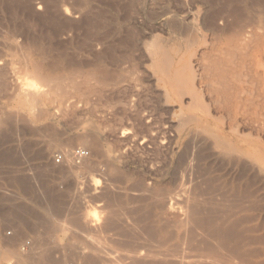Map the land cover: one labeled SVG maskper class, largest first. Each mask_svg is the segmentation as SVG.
<instances>
[{"label": "rangeland", "instance_id": "1", "mask_svg": "<svg viewBox=\"0 0 264 264\" xmlns=\"http://www.w3.org/2000/svg\"><path fill=\"white\" fill-rule=\"evenodd\" d=\"M212 56L229 68L227 97L199 80ZM158 62L195 71L214 126L180 133L178 118L202 107ZM263 62L264 0H0V264H105L90 251L93 260L81 258L97 241L108 264H130L126 247L202 258L196 240L264 264ZM35 65L51 78L32 74ZM43 85L37 101L22 89ZM208 130L257 137V160L215 158ZM70 142L90 152L78 172L54 160ZM172 197L198 210L187 229L182 214L162 209ZM94 214L101 231L83 226ZM11 242L19 254L7 252Z\"/></svg>", "mask_w": 264, "mask_h": 264}, {"label": "bare ground", "instance_id": "2", "mask_svg": "<svg viewBox=\"0 0 264 264\" xmlns=\"http://www.w3.org/2000/svg\"><path fill=\"white\" fill-rule=\"evenodd\" d=\"M251 20V19H250ZM243 23V22H242ZM250 24V23H249ZM220 25V24H219ZM234 25V24H233ZM226 27V26H225ZM237 30V29H236ZM221 31V30H220ZM234 33V32H233ZM243 34V33H242ZM237 35V34H236ZM238 36V35H237ZM240 38V37H239ZM261 38V37H260ZM262 39V38H261ZM247 43V42H246ZM240 45V44H239ZM156 52V51H155ZM155 52H153V54L155 53ZM160 52V51H159ZM157 54H158V52H156ZM161 53V52H160ZM159 55V54H158ZM202 55V54H201ZM201 55L199 56L200 57V59H201ZM204 55V54H203ZM206 55V54H205ZM256 55V54H255ZM154 56V55H153ZM213 57V56H212ZM157 59V58H156ZM197 59V58H196ZM208 59H210V57L208 58ZM205 60H207V59H205ZM157 61V60H156ZM159 62H162V61H160V60H158ZM166 61V60H165ZM175 61V60H174ZM158 62V63H159ZM164 62V61H163ZM169 62V61H168ZM171 62V61H170ZM181 62H184V60L182 61L181 60ZM180 62V63H181ZM187 62V61H186ZM189 62V61H188ZM206 62V61H205ZM231 62V61H230ZM157 63V64H158ZM165 64H166V62H164ZM179 63V62H178ZM198 63V62H197ZM201 63V62H200ZM199 63V64H200ZM157 64H154L155 65V67L157 66ZM183 64V63H182ZM185 64V63H184ZM187 64V63H186ZM186 64L185 65H183V66H186ZM191 64H192V62H191ZM194 64V63H193ZM264 62L262 63V67H264ZM164 64H162V63H159V66H157V68L158 67H160L161 68V70L160 71H163V73L162 74H165L166 76H168V78L169 79H167L166 78V80H169L170 81V83L171 84H169V85H173L174 86V88H176L180 93H182V94H184V93H186L187 95L188 94H190L189 96L191 97L192 96V98H193V100H194V102H196L199 106H201L202 108L200 109L201 110V112H202V116H199L198 114H192V112L191 113H184L182 116H180V118H178L179 119V122H178V124H177V126L179 127V129H180V133H185V131H191L192 129H193V126H197V127H199L200 125H202L203 123V125H205V127H207L208 125L210 126V124L211 125H213L212 123H217V120H216V118L213 116V114L211 115L210 114V112L206 109L207 107H206V105H205V107L203 106V102H202V100H201V96H200V93H199V91L197 90V87H199V85L197 86V87H195V85H193V83H194V81H195V79L196 78H198L197 77V75L195 74V71L193 70V69H191V68H189V69H187L186 67L184 68V69H186V70H184V69H182V68H179V66L178 67H173L172 65H173V62H172V65H171V63H169V65H166V66H163ZM174 65H175V63H174ZM176 65H177V63H176ZM175 65V66H176ZM190 65V64H189ZM196 65V64H195ZM194 65V66H195ZM201 65V64H200ZM199 65V67L201 68V72L199 73V80L202 78V79H205L204 81H205V85H206V88H208V90H209V92L211 93V94H214V97H215V95L217 96V98L219 97V96H225V97H227L229 94V91L227 92V84H228V73L230 72L229 71V68H227L226 66H225V63L223 62V61H221V60H218V59H214V57L213 58H211L206 64H202L201 66ZM235 65V64H234ZM259 65H260V63H259ZM187 66H188V64H187ZM198 66V65H197ZM33 67V66H32ZM191 67H192V65H191ZM235 68V67H234ZM198 69V68H197ZM256 69V68H255ZM264 69V68H263ZM199 70V69H198ZM198 70H196V73H197V71ZM44 71V70H43ZM43 71H42V68L39 66V65H35L34 67H33V69H32V71L31 72H33L32 74H35V75H37V76H39V77H41V78H43L44 80H48V79H50L51 78V75L50 74H44L43 73ZM234 71H235V69H234ZM234 71H232V72H234ZM260 71V70H259ZM259 71L257 72V74L259 73ZM238 72V71H237ZM263 72V71H262ZM234 74V73H233ZM230 75H231V73H230ZM242 75V74H241ZM256 76H258V75H256ZM261 76V75H260ZM34 77H36V76H34ZM38 77V78H39ZM247 78V77H246ZM165 79V78H164ZM38 80H40V78L38 79ZM55 80V79H54ZM53 80V81H54ZM238 80V79H237ZM261 80V79H260ZM262 80H263V78H262ZM168 81V82H169ZM258 81V80H257ZM38 82H40V81H38ZM41 82H43V81H41ZM40 82V83H41ZM50 82H52L51 80H50ZM57 82V81H56ZM230 82V81H229ZM30 83V82H29ZM39 83V84H40ZM48 83V86H50V88H51V85H49V82H47ZM202 83V82H201ZM204 83V82H203ZM260 83V82H259ZM264 83V82H263ZM52 84V83H51ZM34 85V84H33ZM197 85V84H196ZM173 86H172V88H173ZM202 86H204L203 84H202ZM229 86V85H228ZM22 87V86H21ZM32 87V86H31ZM38 87V86H37ZM43 87H45V88H47V86L46 85H43L42 86V89L41 88H34V89H29V88H27V87H25V88H22V89H24V94H25V96L26 95H29L32 99H34V100H39L40 99V97H43V96H45V94L47 93V90L46 89H43ZM57 87V86H56ZM58 88V87H57ZM75 88H76V86H75ZM206 88H205V90H206ZM235 88V87H234ZM61 89V88H60ZM232 89H233V87H232ZM21 90V89H20ZM20 90H19V92H20ZM62 90V89H61ZM264 90V89H263ZM22 91V90H21ZM59 91V90H58ZM240 90H238V92H239ZM245 91H246V89H245ZM19 92H18V94H19ZM23 92V91H22ZM49 92V91H48ZM62 92V91H61ZM176 92V91H175ZM233 92V91H232ZM56 93V92H55ZM49 94V93H48ZM51 94V93H50ZM181 94V95H182ZM20 95V94H19ZM18 95V96H19ZM185 95V94H184ZM201 95H202V93H201ZM210 95V94H209ZM238 94H236V96H237ZM47 96V95H46ZM213 96V95H212ZM22 97V99H23V96H21ZM232 97V96H231ZM263 97V96H262ZM65 98V97H64ZM222 98H224V97H222ZM235 98V97H234ZM238 98V96L236 97V99ZM242 98H244V97H242ZM246 98H248V97H246ZM32 99H31V103H33L32 102ZM45 99H47L46 97H45ZM66 99V98H65ZM203 99V98H202ZM215 99H216V97H215ZM25 99H23L22 101H24ZM61 100H62V98H61ZM67 100V99H66ZM192 100V101H193ZM210 100H212V99H210ZM234 100V99H233ZM239 100V99H238ZM21 100H20V102H22ZM45 101V100H44ZM216 101H218V100H215V102ZM219 101H220V98H219ZM223 101H225V100H223ZM247 101V100H246ZM41 102V101H40ZM39 102V103H40ZM67 102H68V100H67ZM193 102V103H194ZM214 102V103H215ZM253 102V101H252ZM27 103V102H26ZM42 103V102H41ZM62 103V102H61ZM195 103V104H196ZM214 103H213V105H214ZM238 103V102H237ZM245 103V102H244ZM262 103H264V100H263V102ZM23 104V103H22ZM208 104V103H207ZM28 105V104H27ZM29 105H31V104H29ZM211 105H212V102H211ZM218 105V104H217ZM229 105V104H228ZM241 105V104H240ZM260 105H261V103H260ZM31 106H33V105H31ZM193 106H196V105H193ZM227 106V105H226ZM226 106H224V108L226 107ZM232 106V105H231ZM262 106V105H261ZM197 107V106H196ZM213 107H215V106H213ZM219 107V106H218ZM230 107V106H229ZM228 107V108H229ZM243 107V106H242ZM254 107V106H253ZM35 108V107H34ZM199 108V107H198ZM217 108V107H216ZM221 108V107H220ZM230 108H232V107H230ZM241 108V107H240ZM255 108V107H254ZM260 108V107H259ZM262 108V107H261ZM186 109V108H185ZM239 109V108H238ZM246 109V108H245ZM248 109H250V108H248ZM231 110V109H230ZM233 110V109H232ZM194 111H198V109L197 110H194ZM243 111V110H242ZM179 112V111H178ZM200 112V113H201ZM226 112V111H225ZM256 112V111H255ZM259 112H260V110H259ZM199 113V112H198ZM224 113V112H223ZM233 113V112H232ZM248 113H253V111L252 112H248ZM258 113V112H257ZM244 114V113H243ZM246 114V113H245ZM254 114V113H253ZM177 115V114H176ZM231 115V114H230ZM233 115V114H232ZM248 115V114H247ZM226 116H227V114H226ZM257 116V115H256ZM260 116V115H259ZM204 117V118H203ZM242 117H245V116H242ZM252 117H253V115H252ZM232 117H230V120L232 121L233 119H231ZM235 118H237V117H235ZM260 119H262L261 117H260ZM260 119H257V120H260ZM245 120H247V119H245ZM249 120V119H248ZM250 121H252V120H249V122ZM253 121H254V119H253ZM262 120H260V122H261ZM230 122V121H229ZM235 122H237V121H235ZM235 122H234V124H235ZM243 122V121H242ZM241 122V123H242ZM244 122H246V121H244ZM257 121L255 120L254 121V123H256ZM237 123H239V122H237ZM252 123V122H251ZM254 123H253V125H254ZM231 124V123H230ZM258 124V123H257ZM241 125V124H240ZM261 125V124H260ZM214 126V125H213ZM220 126V125H219ZM237 126V125H236ZM255 126H257V125H255ZM218 127V126H217ZM222 127V126H221ZM233 127V126H232ZM262 128L263 127H261V129L260 130H262ZM235 129V128H234ZM240 129V128H239ZM199 130V129H198ZM219 130H221L220 129V127H219ZM223 130V129H222ZM228 130V129H227ZM241 130V129H240ZM264 130V129H263ZM193 131V130H192ZM178 132V131H177ZM224 132H225V130H224ZM224 132L223 131H221V132H218V133H214V132H212V131H210V130H208V133L210 134L209 136H211V140H212V138H214V147H213V152L211 153L215 158H217V159H226V158H228V159H236L237 161H243V159L244 158H246V157H248L249 159H251V161L252 160H257V137H256V139H251V138H247V137H244V135L243 136H239V135H237V132L234 130V131H232L231 132V134L233 135H231V134H224ZM258 132V131H257ZM187 133V132H186ZM191 133V132H190ZM194 133V132H193ZM193 133H192V135H193ZM206 133V132H205ZM226 133H229L228 131L226 132ZM242 133V132H241ZM207 134V133H206ZM189 135H191V134H189ZM253 135V134H252ZM261 135H262V133H261ZM263 135H264V132H263ZM260 136V135H259ZM204 138V137H203ZM234 138H236L237 139V141H239V143H241L242 144V147L241 148H238L237 147V145H238V143L237 142H235L236 141V139L234 140ZM259 138V137H258ZM193 139L194 140H198V139H200V137L198 136V134L197 133H194V135H193ZM202 140V139H201ZM211 140L210 141H207V142H211ZM260 140V139H259ZM258 140V141H259ZM193 141V140H192ZM194 142V141H193ZM197 142V141H196ZM206 142V143H207ZM71 143V144H70ZM69 143V145L68 146H70V148L69 149H65V151H64V155L66 156V158L64 159V161H65V164H66V162H67V164L65 165V168H68V169H70V170H76V168H79V167H82V165H84V167H85V165H86V163H84V161L82 160L80 163H77L75 160H74V158H73V156H70V153L72 152L73 153V150H70V149H73L72 147H74L72 144V142H70ZM199 143V142H198ZM212 143V142H211ZM210 143V144H211ZM48 144V143H47ZM196 144V143H195ZM208 144V143H207ZM209 144V145H210ZM209 145H208V147H209ZM207 146V145H206ZM211 147V146H210ZM209 147V148H210ZM65 148V147H64ZM63 148V149H64ZM91 148V147H90ZM92 149V148H91ZM264 150V149H263ZM62 151V152H63ZM195 152V151H194ZM195 153H193V155H194ZM72 155V154H71ZM261 155H263V154H261ZM89 158V157H88ZM86 159V158H85ZM261 159H263V158H261ZM87 160V159H86ZM235 160V161H236ZM199 161V160H198ZM224 161V160H223ZM244 161H245V159H244ZM250 161V160H249ZM85 162H87V161H85ZM254 163V161L252 162V164ZM254 165V164H253ZM252 165V170L253 171H255L256 169H257V162H256V167L255 166H253ZM87 167H88V165H87ZM83 168V167H82ZM192 168V167H191ZM241 168V167H240ZM81 170V169H80ZM77 171V170H76ZM76 171H74V172H76ZM78 172V171H77ZM257 176V175H256ZM197 179V178H196ZM199 179V178H198ZM251 181V180H250ZM97 182H99V181H97ZM95 185H97V183H94ZM93 185V184H92ZM97 186H99V185H97ZM101 186V185H100ZM95 187V186H94ZM96 189V191H97V187L95 188ZM186 189V188H185ZM189 191H192L193 190V186H191L190 184H189V186H188V188H187ZM99 191V190H98ZM188 191V192H189ZM168 193H169V191H168ZM174 193V192H173ZM230 195V194H229ZM181 197V196H180ZM180 197L179 198H176L177 200L178 199H180ZM173 198V200L172 199H168V200H164V202L162 203V209H164L166 212H179L180 214H182V216H181V218H180V220H179V224L181 225V226H183V227H185L186 229H187V227H188V225L191 223L192 224V220H195V215H197L196 213H198L197 211H196V208H194V206L193 205H191V203L190 202H188V201H184L183 203H185L184 204V206H179L178 204H180V203H178V202H176V201H174V199H175V197H172ZM183 198H184V196H183ZM183 198H181L182 200H183ZM154 199V198H153ZM185 199V198H184ZM194 199H195V197H194ZM186 200V199H185ZM188 200V199H187ZM197 200V199H196ZM162 201H163V199H162ZM159 202V201H158ZM181 205V204H180ZM160 207V206H159ZM196 207V206H195ZM221 208V207H220ZM161 209V208H160ZM198 209V208H197ZM204 209V208H203ZM221 210V209H220ZM230 212V211H229ZM163 213V212H162ZM178 213V214H179ZM109 214V213H108ZM154 214V213H153ZM168 214V213H167ZM199 215V214H198ZM197 215V216H198ZM87 216V215H86ZM103 216V215H102ZM102 216H100V217H97L95 214L94 215H92V219H90V221H88L89 223H88V225L87 224H84L83 226H89V227H91V226H94V227H97L98 229L97 230H99V231H101V228H102V222H103V220H102ZM196 216V217H197ZM247 216V215H246ZM88 217V216H87ZM89 217H91L90 215H89ZM179 217V216H178ZM101 218V219H100ZM194 218V219H193ZM200 218V217H199ZM84 219H86V217L84 218ZM85 221V220H84ZM192 221V222H191ZM195 222V221H194ZM202 222V221H201ZM204 222V221H203ZM221 222H223V220L221 221ZM175 223V222H174ZM196 223V222H195ZM67 224V223H66ZM176 224H177V222H176ZM199 224H200V222H199ZM204 224V223H203ZM206 224V223H205ZM219 224V223H218ZM64 225V223L62 224V226ZM68 225V224H67ZM109 225V224H108ZM59 226V225H58ZM69 226V225H68ZM204 226H206V225H204ZM212 226V225H211ZM65 226H63V229L64 230H66L65 228H64ZM71 227V226H70ZM70 227H68L67 229L69 230V228ZM75 227V226H74ZM104 227V226H103ZM210 227V226H209ZM62 228V227H61ZM105 228V227H104ZM207 228H208V226H207ZM212 228V227H211ZM210 228V229H211ZM89 229V228H88ZM90 229H92V227L90 228ZM215 229V228H214ZM213 229V230H214ZM73 230V229H72ZM219 230V229H218ZM92 230H90V232H91ZM103 231V230H102ZM183 231V230H182ZM203 231V230H202ZM211 231V230H210ZM188 232V231H187ZM215 232V231H214ZM249 232V231H248ZM96 233H98V231L96 232ZM213 233V232H212ZM211 233V234H212ZM217 233H219V231H217L216 233H215V235H217ZM214 234V233H213ZM73 235V234H72ZM186 235H187V233H186ZM188 236V235H187ZM218 236V235H217ZM92 237V236H91ZM90 237V238H91ZM185 237V236H184ZM189 237H190V235H189ZM76 238V240H78L77 239V237H75ZM223 238V237H222ZM189 239V238H188ZM244 239V238H243ZM93 239L91 238L90 239V241H92ZM160 240V239H159ZM187 240V239H186ZM192 240V239H191ZM194 240V239H193ZM16 241H17V239H16ZM57 241V240H56ZM62 241V240H61ZM145 241V240H144ZM228 241V240H227ZM227 241H225L226 243H227ZM216 242V241H215ZM224 242V243H225ZM57 243H58V241H57ZM97 243V247L95 246V245H93L94 246V248L93 247H84V248H82L81 250L79 249V251H80V254H81V258L82 259H84V261L85 260H93L92 258H90V257H88L87 256V253H88V251H90L91 253L93 252V253H95V254H97V255H99V260L102 262V263H105V264H108L107 262H105V258L103 259V257L100 255V253L101 252H105V253H108L109 254V252H107V251H105L104 249H103V247H104V242H101V241H97L96 242ZM240 243V242H239ZM54 244H55V241H54ZM90 244H94V241L92 242V243H90ZM105 244H107L106 242H105ZM228 244H230V243H228ZM237 244V243H236ZM194 245H195V247L198 249V250H200V251H202V258L200 257H193V256H186V255H175V254H172V253H163V254H159V253H155V252H152V251H148V250H144L143 248V250H141V248L139 249H137L136 247H135V250H128L127 249V247H126V249H125V254L127 255V257H128V260H129V263L130 264H252L251 263V261L250 262H246V257L245 256H243L244 254L242 253V251L241 250H239V249H233V248H230V250L229 249H226L225 247H226V245H225V247H223L222 246V244H218V241H217V243H214V244H212L211 242H208V241H204V240H196V242L194 243ZM240 245V244H239ZM238 245V246H239ZM52 246H53V244H52ZM63 246V245H62ZM229 246V245H228ZM230 246H232V245H230ZM244 246V245H243ZM66 246H64V248H65ZM148 247V246H147ZM29 248V247H28ZM73 249V248H72ZM88 249V250H87ZM149 249V248H148ZM231 249H233V250H231ZM6 250H7V252L8 253H11V254H19V251H18V248H17V242H14V243H9V245H7V248H6ZM20 251L21 252H23L24 254H26V252H27V250L25 249V248H20ZM56 251V250H55ZM64 252H65V250H63ZM185 251V250H184ZM195 251V250H194ZM28 253V252H27ZM58 253V252H57ZM185 253V252H184ZM31 254H34V258H36L37 257V255L35 256V254L36 253H33V252H31ZM31 254H28V255H31ZM41 254V253H40ZM187 254V253H186ZM22 255V254H21ZM46 255V254H45ZM252 255V254H251ZM96 256V255H95ZM227 256H229V257H227ZM250 256V255H249ZM32 257H33V255H32ZM40 257H43V255L42 256H40ZM235 257H237V258H239V262H235V263H232V259L231 258H235ZM24 258V257H23ZM28 258V257H27ZM26 258V259H27ZM37 259V258H36ZM41 260H43V259H41ZM232 260V261H231ZM237 260V259H236ZM235 260V261H236ZM252 260V259H251ZM255 260V259H254ZM22 261H24V259L22 260L21 258H20V260H19V262H18V264H21L22 263ZM39 261V260H38ZM43 261H45V260H43ZM229 261H230V263H229ZM33 262V261H32ZM234 262V261H233ZM35 263V262H34ZM43 263H45V264H48V263H46V262H43ZM27 264H29V263H27ZM51 264V263H50ZM257 264V263H256Z\"/></svg>", "mask_w": 264, "mask_h": 264}, {"label": "built area", "instance_id": "3", "mask_svg": "<svg viewBox=\"0 0 264 264\" xmlns=\"http://www.w3.org/2000/svg\"><path fill=\"white\" fill-rule=\"evenodd\" d=\"M89 155H90L89 150L83 147L76 148L75 150H73L72 153V156L77 163H80L82 160L89 157ZM54 160L56 163H61L64 160L63 154H56L54 156ZM29 244L30 242H25L24 248L28 247Z\"/></svg>", "mask_w": 264, "mask_h": 264}]
</instances>
